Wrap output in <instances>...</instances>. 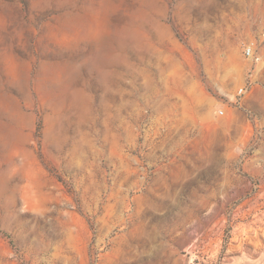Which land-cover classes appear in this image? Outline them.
I'll return each instance as SVG.
<instances>
[{
	"label": "rangeland",
	"instance_id": "1",
	"mask_svg": "<svg viewBox=\"0 0 264 264\" xmlns=\"http://www.w3.org/2000/svg\"><path fill=\"white\" fill-rule=\"evenodd\" d=\"M0 264H264V0H0Z\"/></svg>",
	"mask_w": 264,
	"mask_h": 264
},
{
	"label": "built area",
	"instance_id": "2",
	"mask_svg": "<svg viewBox=\"0 0 264 264\" xmlns=\"http://www.w3.org/2000/svg\"><path fill=\"white\" fill-rule=\"evenodd\" d=\"M244 53L245 55L250 58L251 60H257L258 59V56L253 52V48H252V45L251 44H247L244 48ZM244 91V88L243 87H240L239 88V91L238 93H242ZM219 114H223V110L220 109L218 111Z\"/></svg>",
	"mask_w": 264,
	"mask_h": 264
}]
</instances>
